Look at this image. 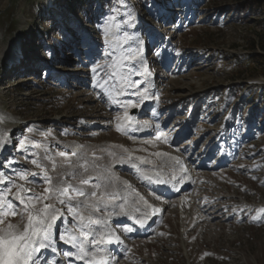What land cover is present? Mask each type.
Returning a JSON list of instances; mask_svg holds the SVG:
<instances>
[{
  "label": "rangeland",
  "instance_id": "374dc122",
  "mask_svg": "<svg viewBox=\"0 0 264 264\" xmlns=\"http://www.w3.org/2000/svg\"><path fill=\"white\" fill-rule=\"evenodd\" d=\"M252 1L0 0V125L4 128L0 130V154L5 156L0 158V170L8 173L3 162L14 158L12 168L28 169L35 173L28 180L39 181L38 185L17 183L43 193L47 185L41 169L31 163L34 157L30 153L43 157L45 146L57 164L64 160L56 155L59 151L70 154L73 148L86 149L83 152L88 160L101 166L90 170L93 176L103 175L104 168H113L118 159L108 157L106 163L105 149L97 145L111 143L152 157L155 150L149 142L131 141L121 128L122 110L129 101L120 105L121 94L138 98L147 85L133 94V80L139 86L143 83L137 73L139 62L134 60L138 49L150 62L158 89L145 120L155 116L168 137L155 149L182 152L201 181L196 201L180 212L183 220L178 218L180 207L175 208V203L157 200L167 206L159 236L136 241L120 264H264V87L253 85L264 80V61L246 62L250 56H264L258 46L253 49L264 41V11L245 19L239 12V7ZM61 5L69 7L72 14H59ZM77 11L81 21L75 28L71 19ZM128 13L137 19L135 28L124 23ZM59 15L61 20L52 22ZM104 28L109 29V41L125 31L134 39L117 45L114 56L105 58L101 55L107 47ZM62 33L65 37H60V48L51 49L47 37ZM136 38L143 43L137 44ZM18 48L41 58L33 62V66L38 63L35 73L27 75L4 61L16 59L18 52L13 50ZM154 49L160 51L159 56ZM94 61L105 65L104 79L93 76L85 66ZM98 81L103 87L96 86ZM255 95L260 97L255 103L263 104L258 112L251 108ZM132 101L138 104L136 99ZM14 120L25 125L15 127ZM185 124L190 125L189 132L184 131L179 139ZM225 125L226 131H221ZM27 126L31 128L25 131ZM25 137L30 141L29 154L16 150L17 142ZM220 141L221 149L208 155L209 146ZM93 153L99 159H94ZM224 153L228 159L218 168V160L212 158H222ZM42 162L50 169L48 161ZM113 169L133 188L130 182L136 184V177L120 167ZM100 191L105 190L102 187ZM243 203L248 207L242 208ZM252 217L258 220L253 222ZM67 219L71 225V217ZM9 220L18 223L20 216Z\"/></svg>",
  "mask_w": 264,
  "mask_h": 264
},
{
  "label": "snow or ice",
  "instance_id": "6c2138e0",
  "mask_svg": "<svg viewBox=\"0 0 264 264\" xmlns=\"http://www.w3.org/2000/svg\"><path fill=\"white\" fill-rule=\"evenodd\" d=\"M114 11H118V9ZM111 19L110 17L109 20ZM124 23L135 28L137 19L128 13V18ZM108 31V28H104L102 33L107 47L101 55L105 58L114 56L115 52L119 50L117 45L128 44L130 40L134 39L133 35L125 31L122 36L109 41ZM136 43L140 44L143 41L136 38ZM138 51L137 49V54ZM46 54L51 56L50 52ZM154 54L159 56L160 51L154 49ZM85 66L90 68L93 76L100 75L101 79H104L105 65L100 61H94ZM122 67L127 66L122 65ZM133 83L135 84L137 81L133 80ZM96 86L103 87L99 81ZM143 91L146 92L147 89L145 88ZM140 92L141 89L137 88L133 94ZM130 106L136 108L137 105L130 102ZM125 118L131 120L127 113H125ZM30 128L31 126H27L25 131ZM116 130L121 131L119 125ZM155 139L159 140L160 136L157 135ZM29 143L30 141L26 137L22 138L17 142L16 150H24L25 154H29ZM2 149L3 145L0 144V151ZM47 151V146H45L43 157H40L35 151L30 153L34 157L31 159V163L41 169L42 180L47 185L43 193H35L32 188L17 183L19 180L38 185L39 181L28 180V177L34 176L35 173L24 168H12L11 165L16 163L12 157L3 162V167L8 168L9 171L5 173L0 170V264H77V262H82V264H118V259L112 255V249L108 246L114 243L122 245L123 241L120 235L116 234L115 228L110 226L106 216L118 215L122 210L119 201H123L125 197L122 192L115 191L116 183L112 179L109 169L104 168L106 175L93 176L90 174V170L100 166L94 161H89L87 154L82 150L78 151L73 148L70 154L67 151H59L56 155L64 158L60 164H57L56 160L47 154ZM72 157L76 159L73 160ZM93 157L99 159V157H95V153H93ZM125 159L133 168L136 167L133 157H119L121 162ZM42 161H48L51 165L50 169ZM179 163V160H176V164ZM58 169L61 170L58 171ZM49 171L56 173V176L50 175ZM145 176L148 181L152 180V177L147 176V173ZM70 180H78L79 183L73 184ZM156 182L162 183L163 181L157 178ZM102 187L105 189L103 192L100 191ZM14 188L16 191L13 193ZM109 188L113 191H107ZM10 194L11 198H9ZM118 197L119 201H117ZM159 198L157 196V199ZM140 199L143 198L140 197ZM45 201L48 203H44ZM109 201L117 202L110 203ZM147 207L152 209L153 214L160 211V209L152 208L151 205H147ZM16 216H20V221L14 224L9 220V217ZM67 216L71 217V225ZM147 216L148 213L145 209L144 219H137L135 223L143 227L147 222ZM86 219L87 223H85ZM252 220L256 222L258 218L252 217ZM57 221H59V225ZM134 226L119 224L116 227H119L122 232L130 233L134 230ZM60 245L67 247H60Z\"/></svg>",
  "mask_w": 264,
  "mask_h": 264
},
{
  "label": "bare ground",
  "instance_id": "6f19581e",
  "mask_svg": "<svg viewBox=\"0 0 264 264\" xmlns=\"http://www.w3.org/2000/svg\"><path fill=\"white\" fill-rule=\"evenodd\" d=\"M1 56H3V55L1 54ZM18 56H19V53L17 54L16 58ZM138 58H141V57H138ZM142 65H143V63L140 64V66H139L141 69L143 67ZM122 90H124V89H122ZM125 97H126V94L122 93L120 98H119L121 101L120 102L121 104L119 103L120 105H123ZM140 99L143 101L144 100L146 101L147 94L144 93L143 95H141ZM129 111L130 110L128 108L125 109L123 117H125V113H127L129 116L130 115ZM133 116H134V119H132V121H129L126 118H124V120L122 122V128H123L124 134L130 135L132 137L133 136L137 137L138 134L143 133L145 130L142 126H136L135 121H138V118L136 115H133ZM0 130L4 131V128L1 125H0ZM147 139H149V138L148 137L145 138L144 141H148ZM160 139H161V137H160ZM133 140L138 141L137 138L136 139L134 138ZM156 141L157 140L154 138V141L149 143L150 146L153 147V145H155ZM97 146L105 149L104 151L106 153L105 152L104 153L106 155L105 156L106 163L108 162V157L118 158L116 161H114L115 165H113L114 166L113 168L120 167L121 170H124L125 172L129 173L134 178L136 177L141 183L139 181L138 182L143 186H146V185L151 186L147 180V177L145 176V173H147V176H151L152 180H155V181L151 180L153 185L158 184L156 182L157 176L166 177L165 169H168V172L171 174V179H174V182H176V180L178 182L179 179L181 178L180 176H178V173H179V170L182 169V166H179L178 168L176 166H174L173 154H171L169 152H166V151H157L156 152L155 151L152 154L153 155L152 157H147V156H143L142 154L135 153V151L132 149H130V150L128 148L125 149L123 146L114 145L111 143H106V144L97 145ZM97 146H95V147H97ZM75 149L78 151L86 150V149H78V148H75ZM87 149H90V148L87 147ZM157 153H159L160 155H156ZM121 156H124L125 158L127 156L133 157L134 158L133 162L135 163L136 167L133 168L131 166V164L127 161V159H125L123 162H121L119 160V157H121ZM145 161H147V163H145ZM112 162L113 161L109 162V164L111 166L113 164ZM107 168L110 171L112 179L116 183L115 191L122 192L125 199L123 201H119V197L117 198V201H119L121 203L122 210L119 211L118 215L113 214L111 216H106V219H108L110 226L115 228L116 233L127 235V234H129V232H122L120 230V228L116 227V226L119 224H123L125 226H130L131 223L135 222L134 220L138 219L141 216H144V210L145 209L147 210V213H148V216H147V221H148V219L151 216L149 213V208L147 207L148 202L146 201L145 197H142L143 199L141 200L138 193H136V191H134L133 188L129 187L130 185L123 182V179L119 176V174H117L114 171V169L112 167L111 168L107 167ZM103 175H106V173H103ZM159 179L163 180L164 182L166 180V179L161 178V177ZM181 183L182 182H179V184H181ZM178 185H176L175 187H172L169 185V187H168V189L170 190L169 192H174ZM107 191L111 192V191H113V189L109 188V189H107ZM117 201H114V202H117ZM145 201L147 202L146 204H145ZM156 209H160V208H156ZM158 213L159 212H157L155 214H158ZM93 215H96V214H93ZM86 216H87V212H86ZM16 223L17 222H15L14 224H16ZM85 223H87V219L85 220ZM145 226L143 227V230L145 229ZM77 264H82V262H77Z\"/></svg>",
  "mask_w": 264,
  "mask_h": 264
},
{
  "label": "trees",
  "instance_id": "16d2710c",
  "mask_svg": "<svg viewBox=\"0 0 264 264\" xmlns=\"http://www.w3.org/2000/svg\"><path fill=\"white\" fill-rule=\"evenodd\" d=\"M86 3H83V6H85ZM83 9V8H82ZM264 11V2L261 0H253L252 2H248L247 4H244L243 6L239 7V12L242 16L243 19H245L247 16H252L253 14H258L259 12ZM75 18L71 19L72 21V25H76L77 20L79 18H81V16L79 15V11H77L76 13H74L73 15ZM84 16H87L86 14ZM83 17V16H82ZM60 37H65V34L62 33L59 36H56L55 34L51 35L50 39H48L50 44H59L60 43ZM257 46L262 49V51L264 52V41L263 44L260 45H253V49H256ZM264 61V56L263 55H253L250 56L248 60H246L247 63H259V61Z\"/></svg>",
  "mask_w": 264,
  "mask_h": 264
}]
</instances>
